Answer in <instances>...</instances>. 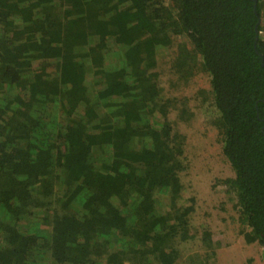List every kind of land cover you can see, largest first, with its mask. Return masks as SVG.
<instances>
[{"label":"trees","instance_id":"obj_1","mask_svg":"<svg viewBox=\"0 0 264 264\" xmlns=\"http://www.w3.org/2000/svg\"><path fill=\"white\" fill-rule=\"evenodd\" d=\"M263 3L0 0V264H182L173 246L197 234L179 127L197 111L168 121L171 63L183 85L209 77L195 109L232 173L212 186L264 262Z\"/></svg>","mask_w":264,"mask_h":264},{"label":"rangeland","instance_id":"obj_2","mask_svg":"<svg viewBox=\"0 0 264 264\" xmlns=\"http://www.w3.org/2000/svg\"><path fill=\"white\" fill-rule=\"evenodd\" d=\"M172 65L173 63L164 64L161 69H158L159 84L161 83L160 88L163 90L161 91L162 97L176 100L169 101L174 103L170 104L174 109L168 111V121L173 122L172 120L176 118L179 120V114L175 108H183L187 102L184 99L190 102L192 110L197 111L194 113L195 122L191 124V128L194 127L195 131L179 127L180 134L189 136L186 142L187 150L184 151L185 156L188 157L185 164L187 167L189 166V169L181 175L183 191L179 205L186 207L194 203V209L189 219V228L193 234H197V239L185 242L177 241L173 247L180 253V256L182 255V264H205L206 257L202 262L196 257L199 249H204L209 253V263L206 261L207 264H220L213 257V250L217 244L216 255L220 259L221 253H225L228 264H264L261 262L263 248L258 244L246 245L238 235L242 228L233 209L235 202L227 195L216 194L218 189L222 190L220 186L215 189L212 186L215 180L225 179L232 176V173L228 166L222 163L220 146L216 144L213 131L205 130L200 124L204 125L208 120L202 111H206L205 108H207L203 99L207 98L206 90L209 89V77L205 73H200L194 76L189 83L183 85V67L174 69ZM199 91H204L205 95L196 96ZM208 99H210V95H208ZM200 101L201 104H199ZM196 107L202 111L199 112L198 109H195ZM157 116H161L164 120V115L160 111ZM222 261L224 262V260Z\"/></svg>","mask_w":264,"mask_h":264}]
</instances>
